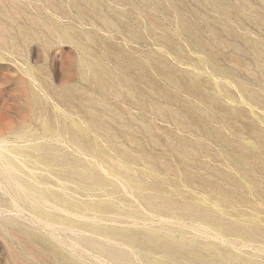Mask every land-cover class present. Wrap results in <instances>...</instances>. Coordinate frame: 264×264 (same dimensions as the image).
<instances>
[{"label":"rangeland","instance_id":"obj_1","mask_svg":"<svg viewBox=\"0 0 264 264\" xmlns=\"http://www.w3.org/2000/svg\"><path fill=\"white\" fill-rule=\"evenodd\" d=\"M0 264H264V0H0Z\"/></svg>","mask_w":264,"mask_h":264}]
</instances>
